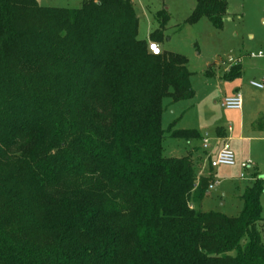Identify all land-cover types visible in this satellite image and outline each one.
Masks as SVG:
<instances>
[{"label": "trees", "instance_id": "trees-1", "mask_svg": "<svg viewBox=\"0 0 264 264\" xmlns=\"http://www.w3.org/2000/svg\"><path fill=\"white\" fill-rule=\"evenodd\" d=\"M226 9L196 0L187 21L221 28ZM137 26L132 0H0V264H264L263 177L237 216L189 206L209 178L161 128L162 99L194 94L186 59Z\"/></svg>", "mask_w": 264, "mask_h": 264}, {"label": "rangeland", "instance_id": "rangeland-1", "mask_svg": "<svg viewBox=\"0 0 264 264\" xmlns=\"http://www.w3.org/2000/svg\"><path fill=\"white\" fill-rule=\"evenodd\" d=\"M82 1L36 0L39 5L59 8H78ZM132 2L138 18L137 39L148 42L150 33L164 18L158 46L163 52L179 54L186 59L194 91L189 99H162L163 154L188 155L196 169L204 174L207 162H202L200 155L211 152L217 145L216 130L220 128L228 133V127L233 131L239 124L243 130L241 136L244 140L224 142L233 151L236 164L211 169L217 183L201 200L190 201L189 206L198 211L237 216L241 210L239 196L243 188L255 177H263L258 227L264 241V89L248 84L250 79H257L264 72V56H257L258 51L264 53V0H227L221 28H215L204 16L194 23L187 21L196 0ZM234 63L241 64V75L224 78V73ZM235 88L241 92V108H223L220 104L222 98L231 95ZM176 129H195L199 136L190 139L172 137L171 132ZM204 139L208 143L206 149L202 147ZM240 161L248 166L239 167Z\"/></svg>", "mask_w": 264, "mask_h": 264}, {"label": "built area", "instance_id": "built-area-1", "mask_svg": "<svg viewBox=\"0 0 264 264\" xmlns=\"http://www.w3.org/2000/svg\"><path fill=\"white\" fill-rule=\"evenodd\" d=\"M152 45H155V50L153 49ZM147 47L148 50L153 54H159L161 52L158 43L156 42L148 41ZM257 56H264V53L258 51ZM249 84L254 88L264 89V74L257 79H251L249 81ZM220 104L225 109L239 110L242 105L241 92L237 90L233 92L231 95L224 96ZM202 147L203 149H206L208 147V143L206 139L203 140ZM235 163L236 161L233 151L229 148L227 144H223L221 148L217 151V153L212 158L208 159V168L213 169L217 166H232L235 165ZM239 165L241 168L248 166L246 162H241ZM200 176H202V170L197 172L196 184ZM216 183H217L216 180H214L213 178L210 179L207 185V191L213 189Z\"/></svg>", "mask_w": 264, "mask_h": 264}, {"label": "crops", "instance_id": "crops-1", "mask_svg": "<svg viewBox=\"0 0 264 264\" xmlns=\"http://www.w3.org/2000/svg\"><path fill=\"white\" fill-rule=\"evenodd\" d=\"M234 64H236V63H234ZM238 64V66H239V71H240V73H239V76L241 75V70H242V66H241V64L240 63H237ZM264 74V72H262V73H260L259 74V76H258V78L261 76V75H263ZM251 80V79H250ZM249 80V81H250ZM249 81H248V84H249ZM250 85V84H249ZM237 90H239L240 91V89L239 88H235L234 89V91L233 92H235V91H237ZM232 92V93H233ZM197 131V130H196ZM228 133L224 130V129H217L216 130V135L218 136V143H216L217 145L216 146H218V147H213V149H212V151L211 152H203L200 156H201V161L203 162V161H206L207 162V172H205L204 174H203V171H202V176L203 177H207L208 176V178H209V180L210 179H212L214 176H213V172H212V170L211 169H209L208 168V159L209 158H212L216 153H217V151L221 148V146L224 144V142H227L228 140H237V141H240V140H244V138H243V136H241V133H243V130L241 129V126H240V124H239V126L237 127V129L236 130H233L232 131V129L230 128V127H228ZM198 132V131H197ZM231 133V134H230ZM188 152H189V150H188ZM241 162H243V161H240L239 162V164L241 163ZM236 164V163H235ZM239 167H240V165H239ZM210 174V175H209ZM256 178V177H255ZM254 180V179H253ZM244 189V188H243ZM243 191V190H242ZM242 193V192H241ZM241 195V194H240Z\"/></svg>", "mask_w": 264, "mask_h": 264}, {"label": "snow or ice", "instance_id": "snow-or-ice-1", "mask_svg": "<svg viewBox=\"0 0 264 264\" xmlns=\"http://www.w3.org/2000/svg\"><path fill=\"white\" fill-rule=\"evenodd\" d=\"M153 49L155 50V45H152Z\"/></svg>", "mask_w": 264, "mask_h": 264}]
</instances>
